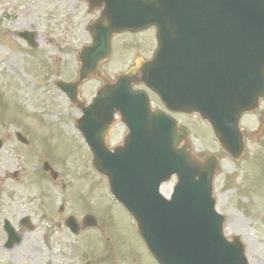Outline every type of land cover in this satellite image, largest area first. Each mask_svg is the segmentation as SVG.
Masks as SVG:
<instances>
[{"label":"water","instance_id":"95a60500","mask_svg":"<svg viewBox=\"0 0 264 264\" xmlns=\"http://www.w3.org/2000/svg\"><path fill=\"white\" fill-rule=\"evenodd\" d=\"M136 1L142 4L137 10L147 25L158 28L162 46L155 56L156 77L151 79V85L163 98L170 86L174 88L168 97L172 109L188 113L196 110L210 122L224 148L234 146L236 103L240 104L239 97L249 96L247 92L256 86L251 84L246 91L242 77L238 84L234 64L245 55L264 61V0H218L222 5L219 11L206 12L197 10L206 9L202 0H151L153 7L151 2ZM233 5L246 14L244 19H237L236 12H231ZM212 6H216L214 0ZM133 12L128 17H135ZM210 26L216 28L212 33L218 37L209 45L215 55L208 51L198 55L189 76V63L183 57L188 48L184 43L187 39L191 50L199 51L203 47V29ZM240 33L244 36H238ZM204 57L206 65L198 60ZM164 67L180 71L172 69L174 77L170 81L161 76L166 72ZM115 97L111 108L121 112L131 130L125 149L108 154L97 139L96 119L89 111L82 119V130L94 154L96 169L110 175L117 198L138 220L146 222L144 237L152 253L161 264H246L238 245L228 244L221 237L206 171L197 166L188 150L174 149L181 137L175 124L161 113L151 114L145 97L135 99L127 85L118 87ZM173 174L179 183L171 202H165L158 188Z\"/></svg>","mask_w":264,"mask_h":264},{"label":"rangeland","instance_id":"374dc122","mask_svg":"<svg viewBox=\"0 0 264 264\" xmlns=\"http://www.w3.org/2000/svg\"><path fill=\"white\" fill-rule=\"evenodd\" d=\"M77 3V0H0V22H2V29L0 28V35H2L0 36V136L5 138L8 134L3 135L4 133L21 132L25 126H29L31 130H27L28 135L33 141L39 140V149L36 145L33 148L30 146L31 148L22 153L18 151L19 145L14 143L13 153L10 151L11 144L0 152V177L2 171L6 170L10 164L12 172L19 169L25 174L19 182L6 184L7 199L16 200L11 198L10 194L17 189L21 199L25 194L29 202L28 212L36 221L35 229L28 232L29 239L21 247L12 251L0 249V264H67L68 262L83 264L86 260H90L92 264H103L102 257L109 264H157L140 239L134 220L125 212L110 207V204L102 199L104 184L90 169L87 148L83 146L75 125L81 113L54 86L56 81L66 78V75L59 76V74H63L67 66L71 67L65 62H71V60L64 55H62L63 60H57L51 56L50 51L60 44V40L55 36L59 31L52 23V27L46 25L45 12L47 14L56 12L54 18L57 22L61 12L74 8ZM3 7L7 12H3ZM7 15L8 19H6ZM79 27L81 24L74 27L73 32H76ZM7 28L14 31L13 33L22 30L35 33L38 52H43L48 57L50 71L37 58V52L32 53L25 45V49L22 48L18 43L20 41H14L15 39L11 36L5 35L3 31ZM67 32L66 29L61 32L63 35L61 33L60 35L65 37ZM79 39L84 41L85 35H80ZM146 48L142 46L144 51ZM128 55L124 61L109 65L113 75L127 69L130 65ZM17 106L19 109L15 108ZM177 118L192 131L191 139L197 155L203 156L213 152L215 144L207 126L195 117ZM255 122L256 119L253 124ZM120 135L121 132L118 131L117 136ZM116 141L117 139H113L111 142ZM29 152H31L30 156L27 155ZM23 154H26L25 158ZM45 161L59 173V180L53 181L43 174L42 164ZM62 163L69 174L61 166ZM240 169L245 168L235 166L229 159H224L222 163L217 194L220 193V197H223L224 193L229 196L227 205L229 208L234 200V193L230 192L233 184L237 182L243 185L244 180L240 179ZM254 169V177L248 183L250 188L264 199L263 165H255ZM175 181L176 179L172 178L164 185L163 195H170ZM239 181L241 183H238ZM63 186H65L64 189ZM69 186L73 191L72 197L75 202L65 199V191L70 190ZM89 189L94 191L90 196L87 192ZM245 199L248 197L242 196V202ZM62 202L65 204L67 213L74 212L77 204L86 205V203H90L94 208L111 210L112 218L105 219L104 223L101 222L106 230L105 240L98 239L96 234L92 238V244L96 247L93 255L90 251L91 245H84L79 239L69 236L65 230L62 231L64 249L55 245L59 232H55L54 236H48L45 233V229L55 228L54 223L59 216L58 209ZM244 213L241 215L237 212L238 216L235 219H232V213L230 214L228 231L245 239L249 264H264V204L253 199L249 203V210ZM44 216L47 217L46 220ZM2 242L3 238L0 237V246ZM36 243L40 245V249L36 248ZM74 254L77 256L73 257ZM98 256L101 258L99 259Z\"/></svg>","mask_w":264,"mask_h":264},{"label":"flooded vegetation","instance_id":"af4514ba","mask_svg":"<svg viewBox=\"0 0 264 264\" xmlns=\"http://www.w3.org/2000/svg\"><path fill=\"white\" fill-rule=\"evenodd\" d=\"M81 1H83L87 5L86 9L88 10V12H94L93 10L90 9L89 0H81ZM99 16H100V13H98V16L95 19H97Z\"/></svg>","mask_w":264,"mask_h":264}]
</instances>
